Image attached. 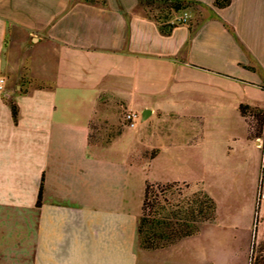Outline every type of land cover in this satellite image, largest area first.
<instances>
[{"label":"crops","instance_id":"1","mask_svg":"<svg viewBox=\"0 0 264 264\" xmlns=\"http://www.w3.org/2000/svg\"><path fill=\"white\" fill-rule=\"evenodd\" d=\"M188 1L162 32L143 0H0V264H182L136 232L145 182L188 181L168 152L255 163L264 193L238 109H264V0Z\"/></svg>","mask_w":264,"mask_h":264},{"label":"rangeland","instance_id":"2","mask_svg":"<svg viewBox=\"0 0 264 264\" xmlns=\"http://www.w3.org/2000/svg\"><path fill=\"white\" fill-rule=\"evenodd\" d=\"M188 7H193L192 3L185 9ZM144 8L150 15L160 18L167 15L169 23H174L181 13H166L161 2ZM248 133L252 136L254 128ZM165 156L166 161L157 166L155 173L166 179L188 180L185 181L188 185L178 183L161 191L153 189L148 193L150 199L156 194L164 205L162 199L175 202L195 190H204L214 200L213 219L200 224L197 234L183 238L173 250V257L182 264H259L258 260L264 256V249L260 250L264 241V197L260 195L263 187L259 178L254 199L251 195L256 164L248 161L245 167L237 168L222 155L214 160L211 155L186 151L168 152ZM152 210L155 208L146 211L149 220ZM148 227L146 225L145 229ZM138 246L142 248L139 241Z\"/></svg>","mask_w":264,"mask_h":264},{"label":"trees","instance_id":"3","mask_svg":"<svg viewBox=\"0 0 264 264\" xmlns=\"http://www.w3.org/2000/svg\"><path fill=\"white\" fill-rule=\"evenodd\" d=\"M153 2H161L165 5L166 13L168 11L178 13L191 4L188 0H143V5L146 6ZM227 2L228 0H214L213 4L221 7ZM151 16L160 24L162 32H167L173 25V23L167 22V15H162L161 18L159 16ZM238 109L242 115L247 113L253 115L255 119L253 135H261L264 129V109L245 104H240ZM10 112L12 118H15L16 108L13 104H10ZM249 136L252 137L251 135ZM178 183L188 185L184 181L145 182L140 207L141 214L136 224L138 241L142 248L146 250L162 248L182 238L195 235L199 231L200 224L213 219L214 200L204 190H195L189 195L177 198L175 202H165L162 199L164 205L160 203V198L156 194L151 195V199L149 198L148 193L153 189L161 191L167 189L170 185ZM152 208H155V210L151 211L152 219L149 220L146 218V211L149 212ZM146 225H149L148 229H145ZM262 249H264V241L260 247V250ZM258 262L259 264H264V256Z\"/></svg>","mask_w":264,"mask_h":264},{"label":"built area","instance_id":"4","mask_svg":"<svg viewBox=\"0 0 264 264\" xmlns=\"http://www.w3.org/2000/svg\"><path fill=\"white\" fill-rule=\"evenodd\" d=\"M188 18V15L186 11H181V14L177 18L180 22H186ZM2 84V79H0V88ZM138 114L135 113L132 110L125 109L122 112L118 113L117 115V120L115 121L116 125H122L127 128H133L138 121ZM244 118L247 123V128L248 132H253L254 124H255V119L252 114L247 113L244 115ZM262 135L259 136H254L252 133V140L255 144V146L260 149V157H259V173L260 175H264V129L262 131ZM261 197H264V193L260 194Z\"/></svg>","mask_w":264,"mask_h":264}]
</instances>
